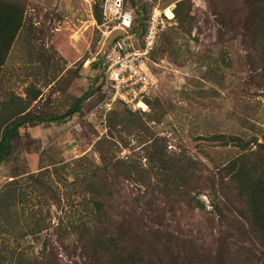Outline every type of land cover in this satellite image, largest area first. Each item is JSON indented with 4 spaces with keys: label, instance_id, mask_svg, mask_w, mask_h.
Here are the masks:
<instances>
[{
    "label": "rangeland",
    "instance_id": "rangeland-1",
    "mask_svg": "<svg viewBox=\"0 0 264 264\" xmlns=\"http://www.w3.org/2000/svg\"><path fill=\"white\" fill-rule=\"evenodd\" d=\"M0 1L22 11L0 127L86 96L61 123L19 128L0 164V264H264L249 217L254 190L264 216V0H121L140 21L172 15L144 64L145 110L94 93L86 61L117 33L113 2Z\"/></svg>",
    "mask_w": 264,
    "mask_h": 264
},
{
    "label": "built area",
    "instance_id": "built-area-1",
    "mask_svg": "<svg viewBox=\"0 0 264 264\" xmlns=\"http://www.w3.org/2000/svg\"><path fill=\"white\" fill-rule=\"evenodd\" d=\"M110 1L114 8L113 29L117 33L99 59L86 61V65L93 62L98 65L100 103L104 109L109 110L118 101L128 106L126 101L132 100L129 105H136L137 110H141L138 105H145L142 98L147 96L152 83L144 64L149 61L159 35L172 18H167L164 12L152 10L144 20V32L138 43L131 33L133 11L124 8L121 0Z\"/></svg>",
    "mask_w": 264,
    "mask_h": 264
},
{
    "label": "trees",
    "instance_id": "trees-1",
    "mask_svg": "<svg viewBox=\"0 0 264 264\" xmlns=\"http://www.w3.org/2000/svg\"><path fill=\"white\" fill-rule=\"evenodd\" d=\"M92 13H93L94 21L96 23H99L100 14L96 13L94 11V8H92ZM133 14H134V26L133 28H131V33L134 34V38L139 43L142 33L144 32V27H145L144 20L147 19L148 15L142 21H140L136 13L133 12ZM21 19H22V11L17 5L3 3L0 1V68L3 65L7 51L12 43L13 36L21 26ZM93 66L95 67L96 71H98L97 63L93 62L90 64V67ZM96 74L97 77L95 80L96 83L94 87V93L101 101L102 93H100V81L98 77V72H96ZM85 98L86 96H82L78 98L75 104L72 107H70V109H68L63 115L60 116L41 118L34 115H25V114L20 115L21 113H19L18 115L7 119V121L3 124V126L0 127V164L8 157L13 143L17 140L19 128L24 127L25 125L35 126L42 123H61L66 118H68L72 113L79 111V106ZM147 98H148L147 96H144L142 98V101L145 103V100ZM115 104H119L125 107L126 109H128L127 105H124L119 101L116 102ZM260 189H261V193H264V188H260ZM257 196H258V192L256 190L252 191L249 201V217L255 230L261 231V240L263 241L264 216L261 217L257 216V212H256ZM92 208L93 211L99 210L97 204H93ZM219 256L220 254L217 255V257ZM125 264H143V263H141V261L139 260L129 257L128 261H125Z\"/></svg>",
    "mask_w": 264,
    "mask_h": 264
},
{
    "label": "bare ground",
    "instance_id": "bare-ground-1",
    "mask_svg": "<svg viewBox=\"0 0 264 264\" xmlns=\"http://www.w3.org/2000/svg\"><path fill=\"white\" fill-rule=\"evenodd\" d=\"M165 15H166L167 17H169V18H171V16H172L171 13H170V11H168V10L165 11ZM139 107H141L142 110H145V109H144V105L139 104Z\"/></svg>",
    "mask_w": 264,
    "mask_h": 264
}]
</instances>
